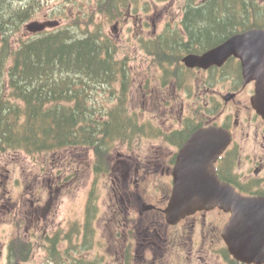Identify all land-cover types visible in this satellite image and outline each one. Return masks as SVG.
Segmentation results:
<instances>
[{
    "label": "flooded vegetation",
    "instance_id": "af4514ba",
    "mask_svg": "<svg viewBox=\"0 0 264 264\" xmlns=\"http://www.w3.org/2000/svg\"><path fill=\"white\" fill-rule=\"evenodd\" d=\"M159 1L167 0H101L92 5L87 21L92 29L100 24L104 36L117 49L119 44L106 25L113 34L126 35V54L116 60L127 75H132V61L152 65L169 97L159 103L160 109L177 116L179 125L167 130L154 124L158 143L149 158L129 150L126 155L119 153L122 158L111 157L110 165L95 168V160L89 162L97 180L101 175L113 177V194L104 201L107 208L101 215L94 182L82 225L73 221L67 229H56L52 234L47 232L46 218L54 193L58 195L64 183L50 185L47 197L46 189L35 184L23 219L16 222L19 210L15 212L13 207V159L1 152L0 264H27L33 255V239L47 252L39 264H211L210 256L218 264H264L243 262L230 254L223 237L230 212L219 207L198 210L169 223L165 211L174 188L179 152L202 129L216 140L222 139L223 132L229 135L215 162L219 177L244 195L264 196V96L256 99L260 89L264 90V75L246 74L241 57L249 53L264 68V0H170L166 7H159ZM209 12L218 20L225 19L226 24L207 40L198 34L196 25L197 16ZM250 31L255 32L254 44L240 45L221 64L189 66L185 61L188 55H203ZM140 50L143 56H139ZM176 93L191 101L187 108L185 102L180 103L178 112L171 111ZM137 139L118 142L133 147ZM76 147L80 146L71 148ZM59 171L57 180L63 179V170ZM100 216L109 225L106 233L111 234L97 238L98 249L94 219ZM62 243H67L65 249L60 248Z\"/></svg>",
    "mask_w": 264,
    "mask_h": 264
},
{
    "label": "trees",
    "instance_id": "16d2710c",
    "mask_svg": "<svg viewBox=\"0 0 264 264\" xmlns=\"http://www.w3.org/2000/svg\"><path fill=\"white\" fill-rule=\"evenodd\" d=\"M24 1L19 0L22 3L14 6L13 0H0L3 33L9 29L7 25L20 31L21 25L34 16L39 1ZM85 20H73L71 28L22 37L16 46L8 36L3 37L1 152L34 155L86 146L92 148L97 168L111 164L115 142H126L128 138L130 141L138 134L154 136L152 123L142 121L130 109L131 75L116 60L113 41L104 36L100 24L92 29ZM197 21L198 34L207 40L218 33L221 24H226L225 19L218 20L210 12L197 16ZM103 93H108L105 101H113L111 105L100 100ZM23 247L28 250L27 245Z\"/></svg>",
    "mask_w": 264,
    "mask_h": 264
},
{
    "label": "rangeland",
    "instance_id": "374dc122",
    "mask_svg": "<svg viewBox=\"0 0 264 264\" xmlns=\"http://www.w3.org/2000/svg\"><path fill=\"white\" fill-rule=\"evenodd\" d=\"M27 1V0H25ZM24 1V2H25ZM39 5L35 6L34 16L25 21L21 27L20 31H14L8 26V30L4 31V36H8L9 42L16 46L18 45L19 40L22 37H29L31 32L26 28V24L30 21H46V19H56L60 20L59 28H71L74 25L73 20L81 19L83 22H86L88 15L92 12V5L96 4L101 0H38ZM147 0H144L146 2ZM263 1V0H260ZM157 2V0H154ZM14 6H19V0H13ZM170 3V0L163 2H158L159 7H166L165 4ZM154 5V3H153ZM86 24L82 25L83 29H86ZM106 31L112 35L119 44L117 49V57L122 58L126 51L124 50L127 45L125 44L126 35L113 34L111 26H107ZM52 30L49 28L46 32ZM78 32L83 33L81 28H77ZM135 34V32H134ZM32 37V36H31ZM135 39V38H133ZM132 39V43H133ZM139 56L144 54L139 52ZM132 55H135L134 49L132 50ZM134 66V70L132 69ZM131 66L132 75L130 76L132 80V87L129 86V103L131 110L139 113L142 121L150 120L155 125H159L164 129H171L179 125L178 117L163 113V109H160V102L165 103V99L169 98L166 92L160 87L158 81V76L154 75V69L150 64H139L136 61L130 62L129 68ZM159 85V86H158ZM120 87V84L117 85ZM103 91H101L102 93ZM108 93H103L100 95V100L105 101ZM184 94L176 93L172 99L175 108L171 111L178 112L180 103L191 102ZM111 98V96H109ZM182 97V99L180 98ZM106 105H111L113 101H105ZM136 105V106H134ZM167 112V111H166ZM188 114V111L185 113ZM139 136V135H138ZM129 147L120 142L115 143L113 148L112 157L116 156V159L122 158L118 156L119 153L126 155L125 151L139 152L143 159L149 158L150 153H154V146L158 143L155 141L154 137H141L137 139ZM4 153L10 155L13 159V166L11 170L12 181L14 184L13 190V207L15 212L19 210V213H15V221L23 219L22 215L26 208L29 206V200L32 198L33 186L35 184L41 185L46 189V197L48 193V188L50 185H57L60 182L64 183L62 190L59 194L54 193V201L50 206V212L47 215V232L52 234L56 232V229H67L73 221L82 222L85 219V206L86 200L89 194V189L93 186L94 180L97 183V199L98 204L101 209V215H103L104 210L107 208L106 201L109 196L113 194L112 191V178L109 175H101L97 180L92 171V168L88 163H92L94 160V154L91 149L86 147H76V148H66L61 149L56 152H44L36 153L33 156L27 154L23 151H10L7 150ZM0 154L1 151H0ZM152 156V155H150ZM149 160V159H147ZM59 168L63 170L62 175L60 176L63 179L57 180L56 177L59 174ZM32 187V188H31ZM38 188V187H37ZM31 190V191H30ZM44 201V198H42ZM103 217L100 216L95 220V226L97 230L94 231L95 239H102L103 235H109L110 229L108 224H104ZM104 223H103V222ZM100 227V228H99ZM106 230L109 231L106 233ZM105 231V232H104ZM98 239L96 240L95 247L100 249L101 246L97 244ZM33 255L30 257V260L27 264H39L41 257L44 255L43 246L33 239ZM67 243H62L60 248L65 249ZM65 245V246H63ZM47 253V252H45ZM211 264H218L219 261L216 260L213 256H210L209 262Z\"/></svg>",
    "mask_w": 264,
    "mask_h": 264
},
{
    "label": "water",
    "instance_id": "95a60500",
    "mask_svg": "<svg viewBox=\"0 0 264 264\" xmlns=\"http://www.w3.org/2000/svg\"><path fill=\"white\" fill-rule=\"evenodd\" d=\"M58 21L48 23L31 21L27 29L39 32L47 25L55 26ZM0 24V45L2 42ZM254 31L236 35L224 44L205 52L203 55H188L189 66L207 67L221 64L236 48L245 43L254 44ZM244 72L264 75L261 63H256L249 53L241 54ZM264 96L260 89L257 98ZM229 142V135L223 132L217 140L202 129L194 134L183 146L174 172V188L166 208L169 223H176L182 217L198 210L220 207L231 212L223 237L230 253L240 261H264V196H245L227 182L220 180L214 162Z\"/></svg>",
    "mask_w": 264,
    "mask_h": 264
}]
</instances>
